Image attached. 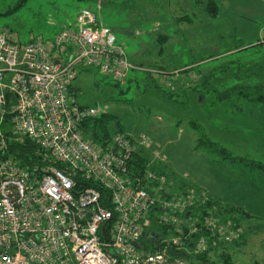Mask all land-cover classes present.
Listing matches in <instances>:
<instances>
[{"label":"built area","instance_id":"built-area-1","mask_svg":"<svg viewBox=\"0 0 264 264\" xmlns=\"http://www.w3.org/2000/svg\"><path fill=\"white\" fill-rule=\"evenodd\" d=\"M89 68L118 83L135 68L90 9L54 41L0 29V264H187L236 240L232 223L199 212L205 194L150 165L132 174L146 136L86 137L85 122L108 114L72 92Z\"/></svg>","mask_w":264,"mask_h":264},{"label":"rangeland","instance_id":"rangeland-1","mask_svg":"<svg viewBox=\"0 0 264 264\" xmlns=\"http://www.w3.org/2000/svg\"><path fill=\"white\" fill-rule=\"evenodd\" d=\"M190 1L0 0V29L10 31L22 45L28 44L32 37L54 41L74 24L82 9L94 12L114 33L117 44L125 49L128 61L135 68L121 83L97 69L81 71L74 83L76 98L82 105L101 103L116 118L118 127L122 126L135 138L146 136L149 144L144 151L150 157L149 165L160 167L171 175L172 181L177 178L202 187L200 195L205 194V201L201 206L206 199L209 202L211 194H218V199L237 200V189L230 186L231 176L242 169L244 157L264 160L263 150H259L264 146V135L260 132L261 129L264 132V104L250 102L246 96L237 94L226 99L234 91H225L224 83L232 80L234 72L226 73L224 68L217 76L219 80L210 75L202 77L201 84H195V64L206 60L203 66L208 65L216 52L224 54L233 46L254 42L257 45L261 41L259 36H264V4L259 0H224L220 3V17L213 19L205 12L208 5H213L212 0H203L202 4L196 0L193 5ZM191 6L196 9L184 11ZM182 19L187 21L178 22ZM159 34L169 37L166 44L157 41ZM233 58L228 56L226 60ZM186 77L190 80H185ZM240 99L248 100L242 102V107H247L245 110L256 112L260 107L257 112L261 118L250 121L240 114L236 110ZM224 132L229 133L226 139ZM207 141L215 145L204 146ZM243 142L244 147L240 145ZM222 149L230 153L225 154ZM234 159L240 162L232 164ZM252 183L247 178L244 188L255 193ZM261 192L256 204H261L259 210L264 214V191ZM222 198L221 201L229 204ZM248 203L254 204L255 200ZM252 218L257 217L252 215ZM215 219L217 223L224 222ZM232 224V231L238 236L235 239L240 240L236 243L240 244L229 243L233 245L228 258L211 256L209 262L264 264V220H250L244 229L238 222Z\"/></svg>","mask_w":264,"mask_h":264},{"label":"crops","instance_id":"crops-1","mask_svg":"<svg viewBox=\"0 0 264 264\" xmlns=\"http://www.w3.org/2000/svg\"><path fill=\"white\" fill-rule=\"evenodd\" d=\"M168 1L170 2L171 0H168ZM223 1L224 0H222V1L214 0V2L218 5L219 8L221 7L220 3ZM259 1L264 4L263 0H259ZM195 2H196V0L190 1V3H192V5L195 4ZM197 2L199 4H202L203 0H197ZM199 7H198V9H199ZM195 9H196L195 6H191L188 9H184V11L190 12V11H194ZM201 11H202V9H201ZM205 12L209 16V14L207 13L206 10H205ZM219 17H220V15H219ZM213 19H216V18H213ZM258 35H260V31H258ZM259 38L261 39V41L256 42V43H258L257 45H255V42H254V43H250L247 45H237L235 47L233 46V48H228L224 54L223 53L221 54L220 52H216V53L214 52L215 56L209 60L211 64L208 63V65L203 66V64L208 62L206 60L200 61L197 64H195L194 75L196 76L195 77L196 79H195L194 83L198 84L200 82V84H201V82L203 80L202 77H208L210 75H215V79L219 80V78L217 76L219 73H221L222 69L224 68L226 73H233L234 72V74H232V76H234L231 78L232 80L226 81L224 83L225 91H228V90L232 91L235 88H242V90L246 88L248 90V89H250V87H260L262 92H264V36H259ZM228 56H232L234 58L226 60ZM241 71H245V73L243 74ZM258 71H261V73H259ZM211 72H212V74H210ZM188 74H190V73H188ZM226 76H227V74H226ZM189 78L190 77H186L185 80L186 79L188 80ZM232 93H235V92H232ZM243 93H245V92H243ZM241 100L242 99H240V101L236 102V104L238 105L236 110H238V112L240 114H244L246 116V119L250 120V121L255 119V118H258V116H259V118H261V116H260L261 114H258V112H257L260 107L257 108L256 112L254 109L251 110L250 108L248 110H245V108L247 109V107L245 106V108H243L242 102L245 103L248 100H246V99H244L242 101ZM225 108H227V107H225ZM216 110L218 112V109H216ZM227 110H229V109H227ZM239 124L241 126H244L241 123H239ZM260 132H261V134L264 135V132L262 131V129L260 130ZM228 134H229L228 132H224L225 139L227 138L226 136ZM229 144H232L231 141L229 142ZM240 145L242 147H244V145H246V143L243 142V143H240ZM225 150L228 151L227 149H225ZM259 150H263L262 153L264 154V146H261ZM221 156L223 159H225L223 154ZM244 158H246L245 163L241 162L242 164H244V166L242 165V169H240L239 171L237 170V173L233 174L231 176L233 181H230V186H232L234 188V190L237 189L238 199L232 200L229 198L226 200L225 198H222V197H220V198L225 199V201H228L229 204H232V205L237 206L241 209H244L245 211L252 213L253 216L257 217V218H252L250 220H252V221L264 220V214H262V212L259 210V208L261 207V204L260 203L258 205L256 204V203H258L257 200L260 199V194L262 193L261 191L262 190L264 191V169L261 168L260 166H256L255 164H250V162H255V163H261L264 165V162H263L264 160H260L258 158H250V157H244ZM248 158H250V159H248ZM246 161H249V162H246ZM236 162H240V161L239 160L236 161L234 159V162L232 164H235ZM247 178H249L250 180L253 181V183L251 185L254 186L255 193L253 191H250L249 189L244 188V184H245ZM218 183L221 184L222 181L219 180ZM225 185H226V183H225ZM195 187H197V186H195ZM200 188L203 189L202 187H200ZM206 191H208V190H206ZM212 191L215 192L214 190H212ZM209 193H212V192H209ZM211 195L216 198V196L218 194L216 196L213 194H211ZM217 197H219V196H217ZM250 199H254L255 203L254 204L248 203V201H250ZM249 223H250V221H249Z\"/></svg>","mask_w":264,"mask_h":264},{"label":"trees","instance_id":"trees-1","mask_svg":"<svg viewBox=\"0 0 264 264\" xmlns=\"http://www.w3.org/2000/svg\"><path fill=\"white\" fill-rule=\"evenodd\" d=\"M212 2H213V5L211 7H209V5H208V7H206V11L211 18L217 19L220 15L221 9L214 2V0ZM180 21L186 22L187 20L186 19L178 20V22H180ZM168 40H169L168 36L161 35V34L158 35L157 41L161 42L160 44H166ZM89 69H91V68H89ZM85 70H87V69H85ZM158 73L161 74L160 72H158ZM172 76H174V75H172ZM173 79H174V77H173ZM193 91H195V90H193ZM233 91L236 93L227 94L226 99L231 98L230 96L237 94L240 97H242L243 95L246 96L250 100V102L255 101V103H258V104H264V92L261 93L262 90L260 89V87H250V89L247 90L248 91L247 93H243L244 89L242 90V88H235ZM72 92L76 95L77 87L75 85H73V87H72ZM252 92H254V93H252ZM115 119L116 118H114L110 114H106L100 118L88 120L84 124V130H85L86 137L94 143H108L110 140H112L113 136L116 134H128L122 126L118 127V122ZM128 135H131V134H128ZM203 145L210 147V146L215 145V144L211 143L210 141H207ZM222 151L223 152L225 151V154L227 152L225 149H222ZM246 162H249V161H246ZM132 164L134 165L131 168L132 174L140 177L144 173V171L148 168V165L150 164V157L148 155H145V151H144V149H142L139 151V153L136 154ZM252 164H255L256 166H260L261 168L264 169V165L261 163L252 162ZM150 167H151L150 169L153 172H156V173H159L161 175H165L168 178L169 177L171 178V175L166 174L165 171L162 170L160 167H157V166H150ZM173 179H174V183L176 185L175 187L179 190L196 189L200 193H203V191H201L199 188L195 187L194 185H192L190 182H188L186 180H181V179H177V178H173ZM170 196L171 195H167L168 198ZM198 209L202 210L203 217L208 215L209 210L215 209V212H213V215L215 217L220 218L224 222H230L232 220H233L232 223L234 221L238 222L241 224L242 229L245 228V225H247V228H248V223H249L250 219H252V215H250V213L248 211H245L244 209H241V208L234 206L232 204H227V203H225V202H223L220 199H217L215 197H210L209 202H206L205 204H203ZM188 212L189 211L186 212L185 217L187 216ZM233 214H237L239 217L237 219H234L232 217ZM159 232L165 233L164 228L159 229ZM207 234H209V233H207ZM242 239L244 241L245 237L244 238L242 237ZM237 241H240V240L236 239V240H233L231 243H233L234 246L235 245L238 246V244H240V242L236 243ZM233 244H231V245H229V244L218 245L215 249L213 248V249L209 250V252L207 254L205 253V254H201V255H197V256H191V255L187 256L186 255L188 264H196V263H198V264H211L209 262L211 256H214V257L220 256V258H228V256H229L228 252L231 249V246Z\"/></svg>","mask_w":264,"mask_h":264},{"label":"water","instance_id":"water-1","mask_svg":"<svg viewBox=\"0 0 264 264\" xmlns=\"http://www.w3.org/2000/svg\"><path fill=\"white\" fill-rule=\"evenodd\" d=\"M187 216H189V215H187ZM158 237V236H157Z\"/></svg>","mask_w":264,"mask_h":264}]
</instances>
